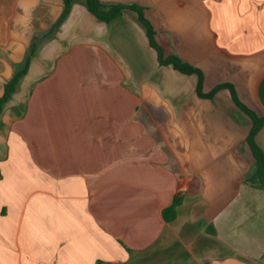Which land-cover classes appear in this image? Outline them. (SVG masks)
<instances>
[{
    "label": "crops",
    "instance_id": "1",
    "mask_svg": "<svg viewBox=\"0 0 264 264\" xmlns=\"http://www.w3.org/2000/svg\"><path fill=\"white\" fill-rule=\"evenodd\" d=\"M137 4L166 56L264 115V0ZM0 0V264H264L252 119L228 88L161 64L138 14ZM264 151V125L256 135ZM181 191V189H183ZM176 217L163 211L176 195Z\"/></svg>",
    "mask_w": 264,
    "mask_h": 264
},
{
    "label": "trees",
    "instance_id": "2",
    "mask_svg": "<svg viewBox=\"0 0 264 264\" xmlns=\"http://www.w3.org/2000/svg\"><path fill=\"white\" fill-rule=\"evenodd\" d=\"M64 1V10L57 20V22L52 27V30L57 29L64 19L68 16L71 11L73 4L78 0H63ZM89 11L93 13L99 20L109 22L117 17H119L125 8H130L138 14V20L144 25L149 37L150 44L154 47L158 53V59L161 64H171L177 70L186 73V74H197L198 75V85L197 92L202 97H212L221 88H228L232 93V97L237 104V106L242 109L251 119L252 127L247 137V144L251 148L254 156L256 158V168L254 173L249 176L250 180H257L261 184H264V151L256 141V135L258 131L264 125V115H259L254 109L246 105L237 95L235 87L231 83H223L217 85L210 92H205L203 89L204 83V74L201 69L195 67L194 65L184 61L180 56L172 54L166 56L162 46L156 39V31L150 19L146 16L145 10L143 7L137 4H119V3H108L103 2L102 0H82ZM36 44H32L30 52L26 58V62L23 68L16 71L13 78L6 84L5 93L0 98V115L2 110L8 100L11 99L12 95L17 91L18 86L22 77L26 74L29 66L31 56L35 53ZM181 202L180 195H176L173 203L164 209L163 215L167 221H171L176 217L177 206Z\"/></svg>",
    "mask_w": 264,
    "mask_h": 264
},
{
    "label": "water",
    "instance_id": "3",
    "mask_svg": "<svg viewBox=\"0 0 264 264\" xmlns=\"http://www.w3.org/2000/svg\"><path fill=\"white\" fill-rule=\"evenodd\" d=\"M102 264H114V263L113 262H110V261H105Z\"/></svg>",
    "mask_w": 264,
    "mask_h": 264
},
{
    "label": "built area",
    "instance_id": "4",
    "mask_svg": "<svg viewBox=\"0 0 264 264\" xmlns=\"http://www.w3.org/2000/svg\"><path fill=\"white\" fill-rule=\"evenodd\" d=\"M184 190V188L183 189H181V191H183Z\"/></svg>",
    "mask_w": 264,
    "mask_h": 264
}]
</instances>
